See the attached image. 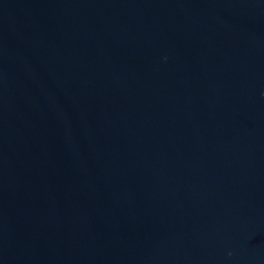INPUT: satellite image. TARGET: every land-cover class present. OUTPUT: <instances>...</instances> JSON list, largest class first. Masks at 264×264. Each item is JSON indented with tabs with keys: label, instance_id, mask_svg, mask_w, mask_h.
I'll use <instances>...</instances> for the list:
<instances>
[{
	"label": "water",
	"instance_id": "1",
	"mask_svg": "<svg viewBox=\"0 0 264 264\" xmlns=\"http://www.w3.org/2000/svg\"><path fill=\"white\" fill-rule=\"evenodd\" d=\"M0 264H264V0H0Z\"/></svg>",
	"mask_w": 264,
	"mask_h": 264
}]
</instances>
